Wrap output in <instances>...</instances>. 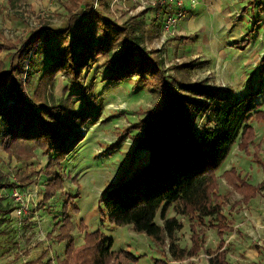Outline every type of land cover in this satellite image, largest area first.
Returning <instances> with one entry per match:
<instances>
[{
  "label": "rangeland",
  "instance_id": "374dc122",
  "mask_svg": "<svg viewBox=\"0 0 264 264\" xmlns=\"http://www.w3.org/2000/svg\"><path fill=\"white\" fill-rule=\"evenodd\" d=\"M90 1L95 9L102 10L107 17L119 23L144 19L145 24L136 33L137 40L142 48L154 52L161 59L168 86L160 88L154 85V81L145 83L136 77L117 84L105 82L103 75L106 69L102 61L91 64L83 79L88 94L77 101L78 107L86 106L85 101L90 104L91 119L79 131L78 137L82 136V140L57 170L61 176L59 181L51 180L44 173L48 158L40 148L24 160L23 157L9 155L0 138V176H3L0 182L8 180L12 183L9 187H0L2 207L7 204L19 210L20 202H17L12 189L20 184L19 175L26 168L38 172L32 185L19 187L21 204L28 208L21 221L15 220L14 211L11 214L0 213V264L35 262L46 251L47 254L37 264H49L48 261L57 264L64 258L69 239L79 247L84 242L85 231L93 233L97 230L114 240L112 251L116 256L111 264H172L167 248L164 254L146 235L133 232L129 226L114 227L100 213L99 198L103 189L120 178H128L137 166L149 162L147 150L139 149L138 153L135 149L139 131L130 128L146 117L144 113L147 110L161 107L166 102L167 91L180 92L179 84L206 82L207 86L216 89L232 88L238 98L250 90L264 93V8L256 7L259 1L264 0H195L194 7L188 8L185 18L177 23L174 34L166 38H162L156 15L148 7L150 0H86ZM184 2L190 5V0ZM69 4V0H0V44H16L39 28H64ZM82 10L83 7L77 11ZM256 22H259L257 26ZM247 38L250 43L241 50V43ZM16 49L4 48L0 61L8 63L9 55L15 54ZM16 57L13 60L15 65ZM33 62L38 73L30 86L21 89L31 103L33 90L48 63L41 48ZM189 63H192V68L187 71L177 68ZM65 87H68L67 80L60 75L54 88H48L47 92L60 99L65 95ZM7 97L4 93L2 99L7 101ZM204 123L205 118L200 117L197 128ZM252 123L261 138L256 124L264 123ZM1 130H6L2 123ZM119 137L123 141L115 144ZM27 151L30 153L29 146ZM131 159L134 162L130 163ZM127 166L129 169L125 172ZM230 167L240 171L253 185L264 182L261 167L235 145L218 171L219 194L227 200L223 211L234 229L224 236L227 258L231 264H264V256L256 250L257 245L264 247V192L262 196L251 199L250 203L243 204L241 196L227 185L222 176L224 169ZM169 216H176L173 210L169 211ZM176 217L183 222V227L176 233L175 243L188 250L192 246L189 222L182 216ZM65 220L69 221L70 237H48L52 233L56 236L62 234ZM156 222L162 224L159 217ZM203 232L204 250L187 261L208 264L205 251L218 248L216 231L208 227Z\"/></svg>",
  "mask_w": 264,
  "mask_h": 264
},
{
  "label": "trees",
  "instance_id": "16d2710c",
  "mask_svg": "<svg viewBox=\"0 0 264 264\" xmlns=\"http://www.w3.org/2000/svg\"><path fill=\"white\" fill-rule=\"evenodd\" d=\"M91 2L69 0L64 28H39L16 44H0V53L4 48H17L15 54L9 55L8 63L0 61L1 144L9 155L24 160L40 148L48 158L44 173L51 180H60L57 170L82 140V136L78 137L80 129L90 122V104L85 101L86 106L78 107L77 101L88 94L83 79L91 64L102 61L106 69L105 82L117 84L136 77L145 83L154 81L160 88L168 86L161 59L142 48L137 40L136 33L141 31L144 19L119 23L95 9ZM82 7L84 10L77 11ZM256 7L264 8V2L259 1ZM258 24L256 22L255 26ZM249 43L248 38L242 41L241 50ZM39 48L48 63L33 90L31 103L21 89L30 86L38 73L33 57ZM15 57L16 65L13 63ZM177 68L187 71L192 63ZM60 75L67 80L70 89L65 87V95L56 99L47 89L54 88ZM179 87L180 92L167 91L166 102L158 109L147 110L146 117L130 128L139 131L135 149L138 153L139 149L147 150L149 162L137 166L128 178H120L103 189L99 198L100 213L114 227L129 226L133 232L146 235L164 254L167 248L172 264H196L187 260L204 250L203 229L209 227L216 231L219 246L205 251L208 264H231L227 249H224V236L234 229L223 211L227 200L219 194L218 171L235 145L245 155L251 153L256 139L252 121L264 122V111L256 99L262 92L250 90L238 98L234 89H216L206 82L179 84ZM4 93H7V101L2 99ZM200 117L205 118V123L198 129L196 124ZM1 123L6 130H1ZM122 141L119 137L115 144ZM253 159L264 169V161L259 156L254 154ZM125 169L128 172L129 166ZM36 174L37 170L26 168L19 175L20 184L32 185ZM222 176L241 196L243 204L263 195L264 183H249L236 168L224 171ZM11 185L8 180L0 182V187ZM15 209L7 204L0 205V213L11 214ZM170 210L189 222L192 246L188 250L175 243L183 222L176 216H169ZM158 217L162 224L156 222ZM68 224L65 220L62 234L52 233L48 237H70ZM84 233V242L79 247L69 239L64 258L57 264L113 262L116 256L112 251L113 238L99 230ZM256 250L264 256L263 246L257 245ZM46 254L47 251L35 262L26 264H37Z\"/></svg>",
  "mask_w": 264,
  "mask_h": 264
},
{
  "label": "built area",
  "instance_id": "2783aa9c",
  "mask_svg": "<svg viewBox=\"0 0 264 264\" xmlns=\"http://www.w3.org/2000/svg\"><path fill=\"white\" fill-rule=\"evenodd\" d=\"M141 1V0H139ZM148 7H151L153 14L156 15L158 20V27L162 38L172 36L174 34L177 23L185 18L187 9H191L195 5V0H190V5H187L184 0H150ZM19 184L13 188V195L18 198L17 202H20L19 210H15L13 217L17 221H21L22 215L27 212L28 208L21 204V194L18 191ZM18 209V208H17Z\"/></svg>",
  "mask_w": 264,
  "mask_h": 264
},
{
  "label": "crops",
  "instance_id": "0c3cea01",
  "mask_svg": "<svg viewBox=\"0 0 264 264\" xmlns=\"http://www.w3.org/2000/svg\"><path fill=\"white\" fill-rule=\"evenodd\" d=\"M250 89H252V88H250ZM256 99H261L260 101H259V103H260V105H261V111L263 110L264 111V93H261ZM255 122H257V121H255ZM258 123H260V124H263L264 122L262 121V122H258ZM256 124V123H255ZM252 126L255 128V126L253 125V123H252ZM256 127H258L259 128V130L261 131V138H259V134H258V130H257V128H255V130H256V139H255V144L251 147V153L249 154V156H247V155H245V156H247V157H251L252 158V160L254 161V159H253V155L254 154H256L257 156H259L263 161H264V157H263V154H264V124L263 125H260V126H257V124H256ZM259 138V139H258ZM239 150V149H238ZM241 152V151H240ZM255 162V161H254ZM256 163V162H255ZM257 164V163H256ZM257 166L258 167H261V166H259L258 164H257ZM258 167H256L257 169H259ZM230 168H234V167H230ZM228 170V169H227ZM224 171H226V169H224ZM223 171V172H224ZM238 171V170H237ZM261 171L262 172H264V169L261 167ZM239 173H241L240 171H239ZM242 174V173H241ZM261 183H264V182H261ZM261 183H259V184H261ZM259 184H257V185H259ZM255 199V198H254Z\"/></svg>",
  "mask_w": 264,
  "mask_h": 264
}]
</instances>
